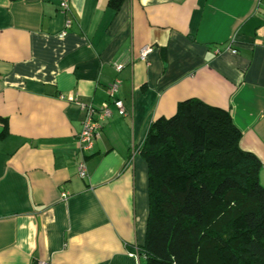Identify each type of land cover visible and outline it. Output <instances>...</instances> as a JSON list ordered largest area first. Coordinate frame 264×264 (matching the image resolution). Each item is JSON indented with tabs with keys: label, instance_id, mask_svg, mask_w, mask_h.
<instances>
[{
	"label": "crops",
	"instance_id": "obj_1",
	"mask_svg": "<svg viewBox=\"0 0 264 264\" xmlns=\"http://www.w3.org/2000/svg\"><path fill=\"white\" fill-rule=\"evenodd\" d=\"M107 2L0 0V264H142L137 147L184 99L229 112L264 185V0ZM115 79L125 115L108 94ZM103 102L109 115L83 151L84 120Z\"/></svg>",
	"mask_w": 264,
	"mask_h": 264
},
{
	"label": "trees",
	"instance_id": "obj_2",
	"mask_svg": "<svg viewBox=\"0 0 264 264\" xmlns=\"http://www.w3.org/2000/svg\"><path fill=\"white\" fill-rule=\"evenodd\" d=\"M123 0H108L117 10ZM229 112L179 101L137 149L148 171L144 264H264L261 162L239 147Z\"/></svg>",
	"mask_w": 264,
	"mask_h": 264
},
{
	"label": "built area",
	"instance_id": "obj_3",
	"mask_svg": "<svg viewBox=\"0 0 264 264\" xmlns=\"http://www.w3.org/2000/svg\"><path fill=\"white\" fill-rule=\"evenodd\" d=\"M60 7L63 11H67L69 9L68 0H60ZM70 19L66 20L65 27L70 26ZM66 33V29L64 28L60 33V37H63ZM236 50H232L235 52ZM152 52V47L149 45H145L138 51V57L144 59L149 53ZM123 67L122 63L115 64V69L120 70ZM120 86V80L115 79L108 88V94L112 98V103L118 110L120 115H125L126 111L124 109L122 101L116 97L117 90ZM96 111V117L94 118V109L89 108L88 114L84 120L82 131L79 134V143L80 147L83 151H90L92 149L93 141L98 136V130L100 128V121L106 118L109 115V106L107 102L101 103ZM78 175L83 178L86 175V168L83 162H80L78 165ZM63 196V195H62ZM40 264H45L40 262Z\"/></svg>",
	"mask_w": 264,
	"mask_h": 264
},
{
	"label": "rangeland",
	"instance_id": "obj_4",
	"mask_svg": "<svg viewBox=\"0 0 264 264\" xmlns=\"http://www.w3.org/2000/svg\"><path fill=\"white\" fill-rule=\"evenodd\" d=\"M132 254H134L135 256L138 257V254L136 253V251L134 250V252H132ZM142 264H144L143 258H142Z\"/></svg>",
	"mask_w": 264,
	"mask_h": 264
}]
</instances>
